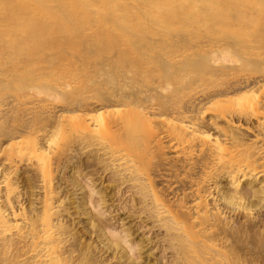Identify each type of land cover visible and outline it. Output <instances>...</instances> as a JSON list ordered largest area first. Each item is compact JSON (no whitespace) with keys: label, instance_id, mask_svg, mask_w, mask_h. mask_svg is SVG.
<instances>
[{"label":"bare ground","instance_id":"6f19581e","mask_svg":"<svg viewBox=\"0 0 264 264\" xmlns=\"http://www.w3.org/2000/svg\"><path fill=\"white\" fill-rule=\"evenodd\" d=\"M78 151L137 188L174 264H264V0H0V264H98L61 214Z\"/></svg>","mask_w":264,"mask_h":264},{"label":"rangeland","instance_id":"374dc122","mask_svg":"<svg viewBox=\"0 0 264 264\" xmlns=\"http://www.w3.org/2000/svg\"><path fill=\"white\" fill-rule=\"evenodd\" d=\"M247 122L238 124L236 121V126L241 129L246 140H251L257 131L256 121L250 119ZM219 123L223 125V121L220 120ZM169 157L170 154L167 153L168 162L172 160ZM63 162H68L67 167L63 169V178L58 183L60 196L62 199L65 198L61 204L63 222L71 229L72 234L80 237L79 243L91 244V247L96 248V252L98 251L96 263L119 264L114 254L119 256L120 252L117 253L118 249L115 250L113 247L107 249V241L114 240V236H125L131 247L136 245L133 247L135 248L133 254L137 256L140 264H174L172 262L174 252L167 244L166 233L153 218H150L148 208L142 202L134 185L124 178L121 179L123 176L114 177L109 169L106 171L101 164L94 163L90 154L84 151L74 152L69 160ZM60 166H63V163ZM17 167L19 175L16 181L21 193L18 198L23 206L28 207L30 200L39 196L35 188L37 182L34 180L33 171L26 164L22 162ZM75 167L80 169L73 174L74 179H69L71 170ZM167 168L157 170L154 183L158 190L173 200L172 194L174 190L178 191L180 186L178 183L175 184L172 175L165 171ZM27 176L31 182L26 181ZM236 219L244 221L238 215ZM92 225L97 229H103L105 236Z\"/></svg>","mask_w":264,"mask_h":264}]
</instances>
